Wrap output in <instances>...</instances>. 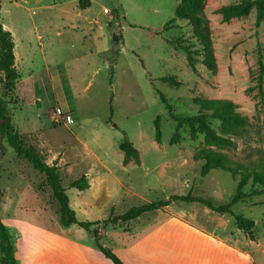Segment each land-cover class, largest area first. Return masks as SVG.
I'll return each mask as SVG.
<instances>
[{
    "label": "rangeland",
    "instance_id": "obj_1",
    "mask_svg": "<svg viewBox=\"0 0 264 264\" xmlns=\"http://www.w3.org/2000/svg\"><path fill=\"white\" fill-rule=\"evenodd\" d=\"M89 1L85 9L80 0H1L0 5V24L13 36L20 76L9 98L12 125L58 168L78 221H103L172 196L230 203L239 179L222 170L203 177L202 157L217 151L233 163L264 164V78L261 88L258 81L264 22L256 25L254 10L224 23L217 11L242 0H205L218 65L212 73L203 56L192 69L172 44L179 40L200 49L187 21L164 30L179 0ZM3 77L0 73V86ZM196 99L238 106L249 125L240 133L229 130L232 147L218 150L202 135L192 138L188 128L172 145L176 122L167 107L179 117L195 116ZM67 116L73 124L65 123ZM210 125L222 133L219 121ZM126 137L139 151V163L124 164L120 145ZM83 176L89 188H71ZM256 189L263 195L233 207L234 215L256 223L253 238L238 229L234 215L184 202L126 225L94 228L100 244L124 264H264V189ZM253 190L249 185L246 193ZM0 191V220L17 264H112L101 257L92 234L62 225L45 177L2 136Z\"/></svg>",
    "mask_w": 264,
    "mask_h": 264
},
{
    "label": "trees",
    "instance_id": "obj_2",
    "mask_svg": "<svg viewBox=\"0 0 264 264\" xmlns=\"http://www.w3.org/2000/svg\"><path fill=\"white\" fill-rule=\"evenodd\" d=\"M180 5L176 10L175 17L165 26L167 31L179 20L187 21L192 27L193 37L200 47L194 50L195 44L180 42L173 40L172 44L176 49L186 54L187 61L192 69H195L197 57L203 56V65L212 73H216L218 65L214 56V46L210 31L209 20L205 15V0H179ZM91 2L89 0H80V7L85 9ZM1 5V0H0ZM1 7V6H0ZM255 10L256 25L259 26L264 22V0H242L238 4L224 6L217 13L222 16L224 23H229L235 19L248 17ZM114 41H117L114 38ZM15 43L12 34L5 30L0 24V73L3 74V82L0 86V136L6 138L8 146L15 154L26 160L36 172L42 174L48 187L51 189L55 201L59 205L60 219L64 227L77 225L90 233L94 237L95 248L97 251L112 264H124L121 259L111 250L104 248L99 242V232L94 227L103 223L113 227H119L129 224L141 218L144 215L157 211H162L172 203H199L213 212L221 215H234L233 207L248 199L263 195L262 190L256 189L260 187L264 189V164L254 167L242 163H233L225 155L217 151H209L204 154L202 159L205 161L201 170L203 177L209 175L212 171L222 170L231 174L233 179H239L237 192L231 202L225 205H216L211 198L195 197L191 194L186 196H172L169 200L152 202L150 204L133 208L122 215H113L103 221L97 222H80L77 219L75 211L70 206V200L67 195L66 188L62 185L58 168L55 165L46 163L42 155L36 147L28 145L25 139L19 135V132L12 125V117L10 113L9 98L15 92L16 84L20 78L16 68ZM262 60V59H261ZM261 74L258 78L259 87L263 84L264 64L260 62ZM164 81L171 86L177 85L172 80L165 78ZM261 95H264L261 92ZM264 97V96H263ZM195 105L198 107V114L189 117H179L172 113L168 106L169 114L176 122V129L172 137V145L178 144L180 140V131L188 128L192 138L202 135L210 146L218 150H225L234 145L233 141L226 137L229 130L235 133L245 131L249 123L247 118L238 112V106L229 100L215 99H196ZM210 120L219 121L221 123L222 133L218 134L210 125ZM156 141L161 142L160 118L156 119ZM121 151L124 153V164H128L130 160L139 163L140 153L126 137L120 145ZM252 185L254 190L246 193V189ZM71 188L80 191L87 190L89 185L86 176L81 177L71 183ZM2 192L0 191V197ZM236 225L239 230L245 232L249 238H253V231L256 223L244 216L234 215ZM0 252L1 264H17L11 237L7 227L0 220Z\"/></svg>",
    "mask_w": 264,
    "mask_h": 264
},
{
    "label": "built area",
    "instance_id": "obj_3",
    "mask_svg": "<svg viewBox=\"0 0 264 264\" xmlns=\"http://www.w3.org/2000/svg\"><path fill=\"white\" fill-rule=\"evenodd\" d=\"M54 119L59 122L60 119H62L61 114L57 115V117ZM64 121L66 124H69V125L74 123V120L71 116H67L66 118H64Z\"/></svg>",
    "mask_w": 264,
    "mask_h": 264
},
{
    "label": "crops",
    "instance_id": "obj_4",
    "mask_svg": "<svg viewBox=\"0 0 264 264\" xmlns=\"http://www.w3.org/2000/svg\"><path fill=\"white\" fill-rule=\"evenodd\" d=\"M102 258H104L103 256H101ZM105 259V258H104ZM105 260H107V259H105ZM109 261V260H108Z\"/></svg>",
    "mask_w": 264,
    "mask_h": 264
}]
</instances>
